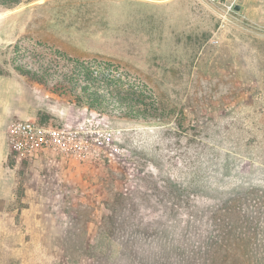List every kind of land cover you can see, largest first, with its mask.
<instances>
[{
  "label": "rangeland",
  "instance_id": "1",
  "mask_svg": "<svg viewBox=\"0 0 264 264\" xmlns=\"http://www.w3.org/2000/svg\"><path fill=\"white\" fill-rule=\"evenodd\" d=\"M0 38V262L64 260L117 198L150 219L146 205L184 186L163 161L176 151L156 147L163 129L236 115L264 127V0H0ZM16 119L97 124L127 155L24 160L6 140ZM235 175L258 206L241 264H264V166L244 161Z\"/></svg>",
  "mask_w": 264,
  "mask_h": 264
},
{
  "label": "trees",
  "instance_id": "2",
  "mask_svg": "<svg viewBox=\"0 0 264 264\" xmlns=\"http://www.w3.org/2000/svg\"><path fill=\"white\" fill-rule=\"evenodd\" d=\"M134 108V113H139ZM140 115V114H139ZM236 115L224 124L194 125L189 134L163 129L156 137L163 161L184 177L177 191L144 207L117 198L108 204L92 241L85 235L65 243V259L50 264H78L81 256L107 264H241L251 261L258 209L253 182L235 175L238 164L264 166V127L253 117ZM15 156V154L12 152ZM198 201H202L201 204ZM264 202V199L262 200ZM0 264H21L4 260ZM28 264H40L38 255Z\"/></svg>",
  "mask_w": 264,
  "mask_h": 264
},
{
  "label": "built area",
  "instance_id": "3",
  "mask_svg": "<svg viewBox=\"0 0 264 264\" xmlns=\"http://www.w3.org/2000/svg\"><path fill=\"white\" fill-rule=\"evenodd\" d=\"M6 140L15 156L24 160L59 158L79 162L109 156H125L127 151L114 142L113 132L101 130L97 124L85 126L16 119L6 130Z\"/></svg>",
  "mask_w": 264,
  "mask_h": 264
},
{
  "label": "water",
  "instance_id": "4",
  "mask_svg": "<svg viewBox=\"0 0 264 264\" xmlns=\"http://www.w3.org/2000/svg\"><path fill=\"white\" fill-rule=\"evenodd\" d=\"M5 45H7V42L2 40V38H0V47H3Z\"/></svg>",
  "mask_w": 264,
  "mask_h": 264
},
{
  "label": "crops",
  "instance_id": "5",
  "mask_svg": "<svg viewBox=\"0 0 264 264\" xmlns=\"http://www.w3.org/2000/svg\"><path fill=\"white\" fill-rule=\"evenodd\" d=\"M2 156H3V149L0 148V157H2Z\"/></svg>",
  "mask_w": 264,
  "mask_h": 264
}]
</instances>
